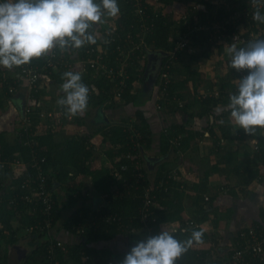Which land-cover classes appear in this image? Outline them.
<instances>
[{
    "label": "crops",
    "instance_id": "crops-1",
    "mask_svg": "<svg viewBox=\"0 0 264 264\" xmlns=\"http://www.w3.org/2000/svg\"><path fill=\"white\" fill-rule=\"evenodd\" d=\"M145 1L154 10H160L159 0ZM167 1L170 3L164 8V15L172 22H179L180 19L188 21L199 15L200 10H196L195 15H192L194 17L187 15V12L194 6L197 9L203 8L207 0ZM116 18H105V23L94 26L99 33L97 42L100 47L105 44L106 35H109L111 27L115 25ZM72 59L75 61H71V66L66 71L80 72L82 82L93 89L92 92L89 91L90 95L98 92L95 78L99 76L83 68L78 56L73 55ZM142 59L140 64L144 67L143 75L134 80L129 90V100L112 98L100 106L88 103L83 114L71 118L66 115L67 110L57 104V100L63 96L60 86L64 81L56 82L54 78L50 81L43 79L42 93L35 102L37 108L42 112L62 113V119L59 125L47 119H37L36 132L51 134L53 142L62 146L74 138L85 136L84 145L91 155L89 169H110L111 173V169L120 159L117 156H109L110 153H115L113 150L116 147L108 141L106 134L123 123L136 124L138 114H141L151 140L150 147L141 151V172L145 169L149 179L152 180L162 168V172L166 174L175 173L176 179L172 181L180 185L176 187L177 189H173L177 191L174 204L180 206L184 221L165 224L162 229L172 233L185 223L192 222V227L201 229L206 236L201 244H194L195 248L209 252L212 257L218 254L217 257L223 258L234 245L235 236L240 229L248 228L256 222L264 225V163L257 161L261 178L254 180L246 188L237 184L235 170H232L233 165L240 167L252 165L253 157L256 155L254 148L258 146V142L264 143V129H257L254 135H246L231 121L227 105L232 94L230 92L234 88L235 71L229 66L223 47L202 44L194 54H180L176 68L173 70L171 84L175 87V93L184 101L182 107L166 105L161 110L155 108L156 74L161 55L155 51ZM13 70L15 72L17 68L10 70L11 74ZM127 76L129 78L128 73ZM14 77L18 80L14 81L18 85L15 86L16 91L10 94V98L4 99L0 106V139L10 146L19 143L20 121L23 116L21 103L28 102L27 87L17 72ZM215 90L223 92L218 99L211 97L216 100V105L209 111L211 114H205L203 113L205 108L200 104L203 99H197L194 94L211 93ZM181 127H183L182 131H178ZM222 129L228 132L223 134ZM163 133L172 135L176 133L183 139L190 137L179 158L172 149L167 154H162ZM178 136L175 138L180 139ZM227 153L231 155L233 165L223 158ZM166 155L169 157L164 160ZM144 157L163 160L152 168L146 165ZM57 168L58 166L54 170ZM69 170L70 176L75 181L82 180L85 189H82L78 195V201L68 200L64 185L57 180L52 182L54 185L51 192L59 201L61 218L59 224L54 226L56 228H53L51 237L61 241L67 249V253L57 251L55 257L60 264H118V262L122 264L130 249L144 239L145 230L123 236L116 232L107 241L84 242L81 244L83 253L80 262L70 253V249L79 246L83 240L75 234L66 232L61 226L71 213L81 206L97 213L102 201L96 194H92V190L86 191L91 189L90 176H82L72 167ZM53 175L56 174L53 173L51 176ZM5 186L9 187L8 184ZM4 196L5 194L0 192V202ZM201 205H205L202 216ZM199 218L201 219L198 221ZM10 225L15 242L13 244L7 242V237L0 241V260L6 258L8 264H23L25 258L36 248L39 240L30 236L22 225L16 222H10ZM0 228L5 230V226Z\"/></svg>",
    "mask_w": 264,
    "mask_h": 264
},
{
    "label": "trees",
    "instance_id": "trees-1",
    "mask_svg": "<svg viewBox=\"0 0 264 264\" xmlns=\"http://www.w3.org/2000/svg\"><path fill=\"white\" fill-rule=\"evenodd\" d=\"M117 3L120 8V13L115 20L116 31L119 34L118 42L123 41V39L131 34L133 38L140 33L139 24L137 21V16L135 15V9L133 7L134 0H117ZM170 3L167 0H159L158 4H160V10H154L150 6H147V13L149 14V21L152 22V29H148L145 35V41L147 45H151L153 50L157 51H170L174 45L176 36H180L188 31V29L192 26L193 18L189 23L185 21V19H180V21L172 22L168 17L164 15V8ZM196 10L193 11L192 8L189 9L187 15H195ZM210 13V12H207ZM194 17V16H192ZM106 41L110 39L111 33L106 35ZM97 42L93 46H98ZM115 43L102 44V47L106 53L109 54L108 57H111L112 64L114 63V59H112V50L114 49ZM90 45H85L83 48L69 52H63L62 55L66 63L71 61H75V59H71L72 56L76 53L80 60L86 59V50ZM59 52V50L57 49ZM136 56H138L136 58ZM136 56L132 57L129 62V66L126 71L129 75V78L126 81V88L123 91L121 96V100H129V90L132 87V84L136 78L140 75H143L144 67L140 64L142 61L144 54L139 53ZM47 56L42 57L40 59H35L31 62L33 66L41 68L45 62ZM79 61V60H78ZM15 69V68H14ZM68 68L61 67L58 71H53L48 69L46 72H40L41 77L47 80H56V82H62V75L66 72ZM187 70V68H185ZM87 71H90L87 69ZM15 72L19 73V69L15 70ZM15 72L13 70H6L0 68V106H2L4 99H8L11 97L9 93V86H18L15 79ZM13 75V76H12ZM95 86L98 89V92L89 94L88 103L93 106H100L104 102L109 101L114 96V85L105 77L95 78ZM42 78L39 80V84L41 85ZM89 91H93V89L89 88ZM175 87L170 84L169 93H175ZM40 93H42V89L36 93L35 97L39 98ZM205 98L200 101L201 106H204L205 110L203 113L211 114L209 111L213 106L216 105V100ZM229 103V102H228ZM168 108V107H167ZM37 103L34 104V112H38ZM181 110V109H180ZM230 113V111H229ZM37 118H35L36 123ZM134 124L137 132L140 135V139H134L133 142L130 141L129 136L121 127L112 128L111 131L106 134L108 137V141L116 148L113 150L115 153H110L109 156H117L119 157V161L114 165L115 168H119L121 165H126L128 170L122 172V177L120 179H115L110 173V169H98L91 170L89 169V161L91 159V155L87 147L84 145V137L74 138L69 142L64 143V145H57L53 142L52 135L49 133L46 134H37L35 136V143L32 148L23 147L20 142V138H24L23 135L19 136V143L14 146L8 145L5 141L0 139V153L2 154V159L11 160L15 154H20V157L23 161L27 162L31 157L32 153H35L38 157L45 158V163L42 165L43 170L47 173V185L49 189L53 188V180H57L59 183L64 185L66 189V197L68 200L73 199L78 201V195L85 189V184L80 181H75L72 176H70L69 168L77 169L82 176H90L91 178V189H86V191L92 190V194H96L101 201L102 204L98 208L99 211L97 213L92 211L89 208H85L83 206L74 210L71 215L65 220L61 228L65 229L66 232L75 234L79 236L83 241L76 246L75 248L70 249V253L73 255L75 259L80 260L82 256V243L89 242H98V241H107L109 240L113 234L116 232L120 235H128L127 230L135 229L137 232L143 231L146 228H151V233L153 235H158L162 226L165 224H173L175 222L182 223L184 220L181 217V208L179 205L174 204V200H176L175 194L177 191L173 189H177L180 185L175 184L171 179L167 178L166 173L162 172V168L156 173L154 178L151 180L147 175L146 170L144 169L143 182L137 183V173L134 170V165L136 162H142L141 151H144L150 147L151 140L149 139V133L147 132V126L143 121L142 115L138 114V119ZM183 127H181L182 131ZM223 134H226L228 131L226 129L221 130ZM164 134V133H163ZM178 136V134H164L162 146V154H167L170 149H172L179 158L180 154L185 150V145L189 141L190 137L187 139H183L180 137V146L175 147L170 144V140ZM136 143L135 150L132 152L134 155H138L134 159H127L126 154L130 152V148ZM120 145V147H117ZM259 149L255 151V156L253 157L252 165L250 166H237L233 165L231 160V155L227 153L223 158L226 159V162L231 163L234 167L232 170H235L234 174L236 175V182L238 185L246 188L251 182L257 180L260 177V169L258 168L257 161L260 160L264 163V143L262 141L258 142ZM236 158V156H235ZM81 161V162H79ZM79 162V163H78ZM58 168L54 170L56 167ZM53 169V171H49V169ZM144 168V167H143ZM49 171V172H48ZM233 172V171H232ZM53 173L56 175L51 176ZM229 173L230 170H229ZM2 175L0 174V178ZM261 178V177H260ZM167 183H163V182ZM14 192L21 193L22 191L19 189L17 182L13 183ZM158 186V187H156ZM136 187V188H135ZM152 191L150 195L151 205L149 208L148 220L145 223H141L139 221V211L143 204V193L146 188H151ZM177 187V188H176ZM77 193V194H76ZM5 194L4 198L0 203V226H5V230L0 228V241L5 240L7 237V242L14 243V233L12 232L10 222H16L23 226V228H28L30 226L35 225L36 223H42L44 221L43 216L40 214H36L34 216L27 215L25 213V206L23 203H18L15 206L8 205V193ZM75 196V199L73 196ZM172 195V197H171ZM172 198V199H171ZM55 206L53 208V216H52V228H56L59 224L61 218V212L59 210V201L56 196ZM200 212H202L201 216L205 212V205L200 206ZM111 218V221L106 222L107 218ZM201 218L198 219V221ZM79 225H82L85 229V232L82 235H78L75 231V228ZM253 225H260L261 222H256ZM185 227V225H182ZM187 228V227H185ZM184 228V229H185ZM246 229V228H245ZM201 231L199 228L189 229V230H181L178 229L176 233H172L174 237L178 240L184 241L191 236L192 231ZM243 230L240 229L236 236L235 241H239L238 233ZM202 232V231H201ZM30 236L34 238H38L39 243L36 245V248L28 255L23 264H45L46 263V246L47 240L50 236L45 231H33L28 233ZM206 236L203 235L202 242L205 240ZM8 244V243H6ZM196 244V243H194ZM194 244L188 248V250L184 253L183 256L176 262V264H204L207 262H213V260H218L221 257H217L218 254H215V257H212L209 252H205L202 250H198L195 248ZM201 244V243H199ZM234 247L236 245L234 244ZM232 254V250L223 257V259H229ZM86 256V255H85ZM80 262V261H79ZM0 264H8L7 259L0 260ZM121 264V262H118ZM250 264H264V262L259 263L256 259L250 261Z\"/></svg>",
    "mask_w": 264,
    "mask_h": 264
},
{
    "label": "built area",
    "instance_id": "built-area-1",
    "mask_svg": "<svg viewBox=\"0 0 264 264\" xmlns=\"http://www.w3.org/2000/svg\"><path fill=\"white\" fill-rule=\"evenodd\" d=\"M206 5L203 8L197 9L195 6L191 7L193 11L200 10L201 13L193 18L192 26L188 31L180 36H176L174 45L170 51H157L153 50L151 45H147L145 41L146 31L152 29V22L149 21V14L147 13V6L145 0H134V9L140 33L135 38L131 34L127 35L123 41L118 42L119 34L116 31L115 25L111 27L109 34L110 39L105 41L106 44L115 43L112 50V64L109 54L102 49L103 47L90 45L86 50V59L81 60L80 65L93 72L94 74L105 77L114 85V96L116 100H121L123 91L126 88L127 67L132 57L139 53H143L144 56L149 55L152 52H157L161 55V62L156 74L157 91L155 95V108L161 110L166 105H174L176 107H182L184 101L179 98L176 93H169V86L172 83L173 70L176 68L179 56L181 53L194 54L196 49L203 45L212 47H223L227 60L230 63V57L228 55V48L235 46L237 48L246 47L249 43L255 42L259 39H264V24L256 22L252 19V14L259 6L260 11L264 14V0H259V4L255 5L252 0H207ZM210 12V13H207ZM192 19H188V23ZM150 29V30H151ZM247 38H244V36ZM64 53L58 52L54 49L49 55L45 64L38 68L31 63L19 67V77L24 85L27 87V103L24 105L23 116L20 121L19 136L21 134L24 138H20L21 145L24 147L32 148L35 143L36 124L35 118L47 119L52 123L60 124L62 113L59 112H42L38 110L34 112V104L36 102V93L42 88V84H39L41 77L40 72H46L48 69L58 71L61 67L70 68V62L66 63L65 58L62 56ZM74 56H77L75 53ZM138 56H136L137 58ZM72 59V58H71ZM234 70V69H233ZM233 75L234 88L230 93L235 94L237 91L236 82L247 73L244 71L237 72ZM16 91L15 86H9V93L13 94ZM223 92V91H222ZM222 92L220 90L213 91L211 93L198 92L194 94L197 99H205L213 97L218 99ZM193 94V92H192ZM182 98V97H181ZM133 124V125H132ZM120 127L129 136L130 141L134 139L139 140L140 135L137 132L133 122H127L120 125ZM170 144L179 147L180 140L174 138L170 140ZM136 143L130 148V152L126 154V158L131 160L138 155H134L132 152L135 150ZM120 147V145H117ZM258 150V146L254 148ZM11 160L2 159L0 153V174L2 175V182H0V192L8 193V205L15 206L18 203H23L25 206V213L27 215L34 216L40 214L43 216L44 221L42 223H36L33 226L26 228L28 233L33 231H45L50 238L47 241L46 251V263L45 264H60L55 257L56 252L67 253L65 245L51 237L53 230L52 216L53 208L55 206L54 195L47 185V173L43 170L42 165L45 163V158L38 157L35 153H32L27 162L23 161L20 154H15ZM141 164L136 162L134 167L137 173L136 182L142 183L144 176L141 172ZM128 170L126 165H121L118 169L112 168L111 175L115 179L122 177V172ZM175 173L168 174L167 178L174 180ZM9 185V187L5 186ZM17 182L21 193H15L13 183ZM167 183V182H163ZM158 187V186H156ZM6 188V189H3ZM136 188V187H135ZM151 188H146L143 193V204L139 211V221L145 223L148 220L149 208L151 205ZM207 200V198H205ZM111 221V218H107L106 222ZM185 226L180 227L181 230L194 229L192 222H187ZM185 228V229H184ZM146 236L144 240L149 237L155 236L151 233V228L144 229ZM78 235H82L85 229L82 225L75 228ZM137 230L130 229L127 233L134 234ZM174 230L172 233H176ZM238 239L235 241L236 247L232 246V254L229 259L220 258L213 260V262H205L204 264H250V261L256 259L257 262H264V225H252L246 229L241 230L238 233ZM230 251V249H229Z\"/></svg>",
    "mask_w": 264,
    "mask_h": 264
},
{
    "label": "clouds",
    "instance_id": "clouds-1",
    "mask_svg": "<svg viewBox=\"0 0 264 264\" xmlns=\"http://www.w3.org/2000/svg\"><path fill=\"white\" fill-rule=\"evenodd\" d=\"M255 5L259 0H252ZM120 13L117 0H0V68L12 70L49 55L54 49L73 52L97 43L95 25ZM252 19L264 24L259 6ZM229 66L247 74L240 78L235 94L229 96L227 109L235 126L246 135L264 129V39L246 47L228 48ZM63 96L57 104L71 118L83 114L88 107L89 87L77 71L62 75ZM203 233L178 240L161 230L158 235L137 242L122 264H176L194 243H202Z\"/></svg>",
    "mask_w": 264,
    "mask_h": 264
},
{
    "label": "water",
    "instance_id": "water-1",
    "mask_svg": "<svg viewBox=\"0 0 264 264\" xmlns=\"http://www.w3.org/2000/svg\"><path fill=\"white\" fill-rule=\"evenodd\" d=\"M244 38H247V36L245 35L244 36ZM24 105H25V103L23 102V103H21V110L23 111V109H24ZM169 157V155H166L163 159L165 160V158H168ZM162 159V160H163ZM161 159H150V158H148V159H146L145 157H144V161L146 162V165L148 166V167H156L157 166V164L159 163V162H161L162 161Z\"/></svg>",
    "mask_w": 264,
    "mask_h": 264
},
{
    "label": "rangeland",
    "instance_id": "rangeland-1",
    "mask_svg": "<svg viewBox=\"0 0 264 264\" xmlns=\"http://www.w3.org/2000/svg\"><path fill=\"white\" fill-rule=\"evenodd\" d=\"M221 75H222V74H220V76H221ZM43 79H45V78H43ZM43 79H42V80H43ZM44 81H45V80H44ZM128 123H129V122H128ZM132 125H133V124H132ZM53 195H54V194H53Z\"/></svg>",
    "mask_w": 264,
    "mask_h": 264
}]
</instances>
